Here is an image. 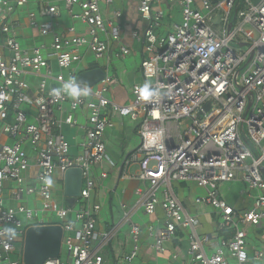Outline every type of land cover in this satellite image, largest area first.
<instances>
[{"label": "built area", "instance_id": "1", "mask_svg": "<svg viewBox=\"0 0 264 264\" xmlns=\"http://www.w3.org/2000/svg\"><path fill=\"white\" fill-rule=\"evenodd\" d=\"M113 3L0 0V136L11 141L0 142V264H24L28 229L51 225L63 228L69 259L61 253L45 264H106L94 249L102 206L93 197L98 181L105 182L117 167L104 138L116 115L138 123L140 138L122 174L139 181L136 194L145 215L152 217L158 209L165 214L160 225L144 227L125 212L134 243L126 263L138 258L145 231L162 256L183 229L190 231L189 264H252L245 228L264 223V0H138L146 25L131 38L143 42V83L134 84L132 100L123 105L107 96L118 84L110 74L112 57L125 59L132 52L128 46L112 52V43L124 36L123 12L116 10L111 18L103 12V4ZM158 3L179 5L182 11L167 34L158 33L167 15ZM30 4L40 11H29L23 21L19 10ZM61 6L71 24L58 31ZM26 25L51 42L24 45ZM88 55L107 63L105 78L88 85L89 95L78 101L52 95L68 79L78 81ZM145 82L158 93L149 100L140 95ZM67 127L83 136L71 140ZM132 165L139 173L129 171ZM71 169L83 171L81 196L73 206L64 196L62 203L53 197V182L63 183ZM174 182L205 189L196 203L215 209L222 229L233 231L232 239L208 253L209 238L199 237V220L175 195ZM232 182L255 193L251 209L222 199L219 185ZM263 256L257 253L256 259Z\"/></svg>", "mask_w": 264, "mask_h": 264}, {"label": "crops", "instance_id": "2", "mask_svg": "<svg viewBox=\"0 0 264 264\" xmlns=\"http://www.w3.org/2000/svg\"><path fill=\"white\" fill-rule=\"evenodd\" d=\"M156 5L167 12L162 28L159 29L158 33L167 34L172 30L173 25L177 23L173 20L182 17V11L180 12L177 10V7H180L179 5L170 3H158ZM138 6V0H114L113 4H103L102 7L105 16L108 18H111L113 12L116 10H121L124 14V36L119 43H112V52H119L122 46H128L132 51L125 59L112 57L111 60L110 74L118 78V84L110 91V99L122 105L132 100V88L134 84L143 83L141 74V64L144 58L143 42L131 38V33L133 31L142 30L146 25L140 17ZM29 11L39 12L40 7L36 4H30L20 9L19 13L23 21H26L25 17ZM57 22L58 31L65 30L71 24L67 11L63 6H61V15ZM78 28L81 33L86 32L83 25H79ZM22 37L26 46L39 45L45 40L37 31L30 29L27 25L22 31ZM139 56L142 58L140 66L136 63ZM131 58L135 59V65L138 67L137 69H131L127 64L130 62L129 60ZM106 64L105 61L96 62L92 60L91 55H88L82 64L84 68L81 69V66L80 70L81 73L97 68L103 70L106 68ZM117 116L118 115L114 118L115 127L107 130L104 138L107 152L108 144H110L119 157L120 155L123 156L122 162L116 169L109 170V179L105 182L98 181L96 193L93 197V202L102 206L97 226L99 239L94 249L98 254L104 257L106 264H128L125 258L132 251L134 243L130 235V223L126 224L124 222L125 212L131 213V222L138 223L144 227L150 224L160 225L165 220V214L161 209H158L157 213L152 217L145 215L144 208L139 205L140 198L136 194V189L140 186L139 181H137V179H128L122 174L121 169H123L125 161L137 149V147L130 148L125 143L130 139L132 133L134 135L137 134L138 127L136 128L135 125H127L125 121L118 120ZM65 131L71 140L75 139V137L81 138L83 136L79 135V132L76 130L68 127ZM0 142L10 143L11 141L5 136H0ZM109 157L111 158L110 155ZM129 171L136 174L139 173L140 168L138 165H132ZM224 185L226 187L225 193L223 194L222 188H220L222 185H219V190L222 199L229 205L240 210H247L253 207L254 201L251 196H255V193L248 192L246 187L242 188L244 186L242 182H232ZM172 188L188 214L195 216L199 220L200 226L197 229L199 237L202 239L209 238V242L205 244V249L208 253L215 250L223 241L232 239L234 234L233 231L222 229L220 217L215 209L208 205L195 203L197 198L206 194L205 189L199 187L189 189L190 187L185 185V183L177 182L172 184ZM100 193L102 194V198L108 200L107 206L105 207L99 202ZM61 195L63 200V191ZM116 204L119 209L117 213L115 209ZM122 205H126L127 208L123 209ZM118 215L122 216L120 220L117 219ZM125 227H127V229H125ZM245 230L248 233V251L251 263L264 264V256L262 259H256L257 253L264 254V223L259 226L248 225ZM111 233L113 236H110ZM106 234H109V238L104 241L103 237ZM189 234V230L179 229L174 240L167 244V252L162 256H158L153 248L154 239L145 231L139 243L140 251L138 258L133 264H189ZM175 255H178V260L174 259Z\"/></svg>", "mask_w": 264, "mask_h": 264}, {"label": "water", "instance_id": "3", "mask_svg": "<svg viewBox=\"0 0 264 264\" xmlns=\"http://www.w3.org/2000/svg\"><path fill=\"white\" fill-rule=\"evenodd\" d=\"M262 0H254L259 4ZM220 23V16L214 24ZM105 78L102 69H93L80 73L78 82L95 86ZM207 110L210 109L208 105ZM264 174V168H263ZM64 201L73 206L81 196L83 186V171L81 169L68 170L64 175ZM63 228L59 225L34 226L30 227L26 233L24 243V264H45L51 259H58L63 249Z\"/></svg>", "mask_w": 264, "mask_h": 264}, {"label": "rangeland", "instance_id": "4", "mask_svg": "<svg viewBox=\"0 0 264 264\" xmlns=\"http://www.w3.org/2000/svg\"><path fill=\"white\" fill-rule=\"evenodd\" d=\"M243 1L244 0H242V3H243ZM177 10H179L180 12H181V9H180V7H177ZM180 15H181V13H180ZM42 21V20H41ZM174 22H180L181 21V17H179L177 20H173ZM45 40H44V42H48V43H50L51 42V39L48 37V38H44ZM21 42L25 45V41H23V40H21ZM43 43V42H42ZM92 60H93V58H92ZM130 62L129 63H127L129 66H130V68L131 69H137L138 67L135 65V59L134 58H131L130 60H129ZM141 61H142V58H141V56H139V59L136 61V63L140 66V64H141ZM84 68V65L81 67V69H83ZM99 86H96V88H98ZM113 89V88H112ZM109 98H111L110 97V94L109 95H107ZM117 118H118V120H123V121H125L126 122V124L127 125H135L136 126V128L138 127V123H136V122H132L129 118H122L121 116H117ZM133 134V133H132ZM131 134V136H130V139H128V141H127V143H125V144H127L130 148H135V147H138V145H139V143H140V138L137 136V134L136 135H132ZM134 136V137H133ZM131 138H134L135 139V141H134V139H131ZM262 147L264 148V142L262 143ZM126 151H127V146H126ZM108 154L111 156V158L113 159V161L117 164V167H118V165H120L121 164V162H122V155H120V157L117 155V153L114 151V148H112V146L110 145V144H108ZM57 176H60V174H58L57 173ZM185 185H187L188 187H190L189 189H192L193 187H196L197 188V186H195L194 184H185ZM194 185V186H193ZM220 185H222V187L220 186V188H222V191H223V194L225 193V185L224 184H220ZM244 185V184H243ZM244 187H246L245 185L242 187V188H244ZM63 188H64V184L61 182V181H59V182H53V189H54V193H53V197H54V199H56L57 201H59L60 203H62V195H61V193H62V191H63ZM240 188V187H239ZM101 191H102V189H101ZM101 193H100V200H99V202L103 205V207H105V206H107V202H108V200L107 199H104V198H102L101 197ZM196 203V202H195ZM115 209H116V213L119 211V209H118V206H117V204L115 205ZM121 217L122 216H120V215H118L117 216V219L118 220H120L121 219ZM52 218H54L55 220H56V218H55V216H53ZM21 219H24V217L22 216L21 217ZM125 229H127V227H125ZM24 240H20V242H23ZM62 259L63 260H65V261H68V252H67V249L66 248H63L62 249Z\"/></svg>", "mask_w": 264, "mask_h": 264}, {"label": "clouds", "instance_id": "5", "mask_svg": "<svg viewBox=\"0 0 264 264\" xmlns=\"http://www.w3.org/2000/svg\"><path fill=\"white\" fill-rule=\"evenodd\" d=\"M157 94V91L155 89H151L148 82H145L141 86V99L149 100ZM52 95L57 98L66 96L73 101H78L81 97L89 95V86L86 83L78 82L76 78H70L64 82L61 88L53 89Z\"/></svg>", "mask_w": 264, "mask_h": 264}]
</instances>
